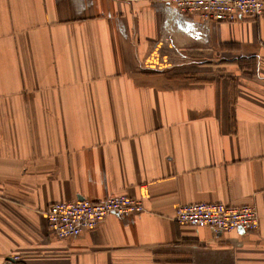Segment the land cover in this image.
Segmentation results:
<instances>
[{
  "label": "crops",
  "instance_id": "obj_1",
  "mask_svg": "<svg viewBox=\"0 0 264 264\" xmlns=\"http://www.w3.org/2000/svg\"><path fill=\"white\" fill-rule=\"evenodd\" d=\"M122 195L145 212L48 226L55 203ZM196 203L254 206L260 227L178 224ZM0 264H264V17L0 0Z\"/></svg>",
  "mask_w": 264,
  "mask_h": 264
},
{
  "label": "built area",
  "instance_id": "obj_2",
  "mask_svg": "<svg viewBox=\"0 0 264 264\" xmlns=\"http://www.w3.org/2000/svg\"><path fill=\"white\" fill-rule=\"evenodd\" d=\"M185 16L208 25L236 24L264 17V0H160ZM145 212L142 200L128 195L109 197L101 202L78 200L48 207L46 218L52 234L59 239L76 238L98 227L108 217L128 218ZM175 220L182 226L209 228L216 234L258 231L260 219L254 206L196 203L179 206ZM17 260V258H15Z\"/></svg>",
  "mask_w": 264,
  "mask_h": 264
}]
</instances>
